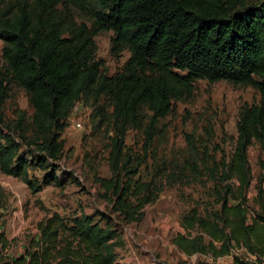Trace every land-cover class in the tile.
Returning <instances> with one entry per match:
<instances>
[{
  "label": "trees",
  "instance_id": "obj_1",
  "mask_svg": "<svg viewBox=\"0 0 264 264\" xmlns=\"http://www.w3.org/2000/svg\"><path fill=\"white\" fill-rule=\"evenodd\" d=\"M102 32H113L112 56L130 53L123 71L114 76L106 75L104 63L96 59L95 37ZM0 41L5 68L0 72V172L22 178L34 193L40 186L29 168L53 171L45 175V183L58 182L61 133L70 113L84 98L97 103L107 98L115 129L109 158L113 176L98 181L110 194L111 211L127 224L141 222L143 209L160 191L152 182L136 180L143 160L134 166L124 152L128 130L143 125V108L152 113L144 130L146 152L173 102L192 98L197 81L255 88L260 103L243 109L230 162L219 164L223 186L214 192L220 209L211 219L199 218L193 209L183 223L185 230L197 228V235L178 234L173 244L187 256L218 259L234 250L249 257L264 255V161L253 200L261 212L250 217L247 198L252 183L249 148L258 142L264 150V0H0ZM11 83L27 93L34 110L32 145L39 156L32 160L18 157L15 127L1 111ZM20 138L28 140L24 134ZM188 169L196 179V166ZM39 231L35 245L32 240L24 254L2 264H119L117 230L90 216L74 218L72 228L54 216L41 222ZM247 256L235 255L233 264H257Z\"/></svg>",
  "mask_w": 264,
  "mask_h": 264
},
{
  "label": "rangeland",
  "instance_id": "obj_2",
  "mask_svg": "<svg viewBox=\"0 0 264 264\" xmlns=\"http://www.w3.org/2000/svg\"><path fill=\"white\" fill-rule=\"evenodd\" d=\"M262 1L245 0L247 4ZM112 37L113 32H102L95 37L96 59L102 60L103 72L109 76L122 72L130 57L128 51L118 58L112 56ZM3 47L0 41V72L4 74ZM8 89L9 96L1 111L7 123L15 127L14 137L21 145L18 157L32 160L39 156L32 145L34 110L23 89L12 83ZM260 100V93L252 86L197 81L192 98L173 102L171 113L160 121L159 135L146 152L144 130L152 113L143 108V125L128 130L124 152L134 166L143 160L137 168L136 180L152 182L156 191H160L157 200L143 209L144 219L127 224L111 211L110 194L98 181L110 180L113 176L109 163L115 137L111 101L102 98L97 103L84 98L70 113L61 133L63 152L55 173L58 182L45 183V175H52L53 171L46 173L29 168L30 178L40 186V191L34 193L22 178L0 172V264L24 254L31 248L32 240H35L33 245L36 244L41 222L59 216L67 228H72L74 218L83 214L102 227L117 230L121 242L116 249L119 264H233L235 255L247 256L246 252L237 250L218 259L187 256L173 240L178 234L197 235V228L185 230L183 223L193 209L204 219H211L220 209L214 192L223 186L219 164L222 161L228 164L233 155L241 112L246 106L258 105ZM77 124H81V128ZM20 134L28 138L27 142ZM248 159L252 183L247 198L252 217L254 212H261L253 201L263 177L260 162L264 161V150L258 142H253L249 148ZM188 166H196V179L193 180ZM130 176L128 174L125 180ZM69 234V231L64 232L62 240ZM248 257L246 260L251 262L252 258Z\"/></svg>",
  "mask_w": 264,
  "mask_h": 264
},
{
  "label": "built area",
  "instance_id": "obj_3",
  "mask_svg": "<svg viewBox=\"0 0 264 264\" xmlns=\"http://www.w3.org/2000/svg\"><path fill=\"white\" fill-rule=\"evenodd\" d=\"M77 127L81 128V124H77ZM1 234H0V253H1V247H2V240H1ZM252 258V262H256L257 264H264V255L260 258H257L256 256H250Z\"/></svg>",
  "mask_w": 264,
  "mask_h": 264
}]
</instances>
